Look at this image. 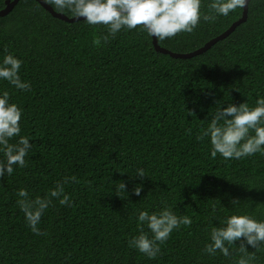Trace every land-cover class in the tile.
Listing matches in <instances>:
<instances>
[{
	"label": "trees",
	"instance_id": "16d2710c",
	"mask_svg": "<svg viewBox=\"0 0 264 264\" xmlns=\"http://www.w3.org/2000/svg\"><path fill=\"white\" fill-rule=\"evenodd\" d=\"M210 3L202 0L201 11L212 16ZM243 10L158 42L193 51ZM105 32L83 19L54 17L37 0H19L0 17V60L5 49L20 58L21 79L30 82L19 90L0 81V90L23 109L20 134L32 143L25 166L0 177V264H232L236 253L209 256L203 248L210 225L237 211L264 219V154L213 157L208 138L197 136L216 101L251 106L264 95V0H250L246 21L190 58L157 51L139 26L93 45V36ZM138 167L148 177L136 195L141 178L129 175ZM70 176L76 177L65 185L70 203L53 198L38 225L42 234L33 233L17 191L44 196ZM119 180L128 197L115 191ZM166 205L192 222L174 229L149 259L128 241L141 231L139 210ZM255 255L264 264V246Z\"/></svg>",
	"mask_w": 264,
	"mask_h": 264
},
{
	"label": "clouds",
	"instance_id": "9594fccd",
	"mask_svg": "<svg viewBox=\"0 0 264 264\" xmlns=\"http://www.w3.org/2000/svg\"><path fill=\"white\" fill-rule=\"evenodd\" d=\"M61 12H67L75 19L83 17V21L92 26L103 25L106 32L94 35L93 45L100 46L110 42L121 30L137 29L148 37L158 41L172 38L181 32H192L203 21L214 20L218 16H228L230 12L244 7L249 0H211L208 5L215 15L201 11L202 0H49ZM22 60L5 49L0 60V81H7L19 90H28L30 82L20 76ZM216 101L214 111L207 127L198 140L208 138L210 152L213 157L219 154L224 159H241L255 153L264 154V95L257 94L254 105L245 100L235 104L227 102L226 106ZM23 109L12 102L7 89L0 90V177L11 175L16 167H24L26 157L32 152L30 137L21 135V119ZM14 141V142H13ZM129 175V174H128ZM140 177L141 183L133 186L132 192L139 195L142 179L148 177L145 169L138 167L129 179ZM75 176L64 177L56 183L54 189L44 196L30 197L25 188L17 191V201L24 213L27 226L33 233L41 235L38 225L41 218L52 203H70L65 185L75 181ZM117 193L129 195L126 182L119 180ZM232 200L231 203H235ZM215 211V205H213ZM141 231L129 241V247L135 248L149 259L160 253V245L181 225L191 224L188 215H176L171 206H164L158 211L139 210L136 216ZM146 225L148 231H144ZM243 238V239H241ZM240 241L239 245L235 242ZM248 246L254 249L249 251ZM264 246V219L237 211L219 222V226L210 225L209 242L204 245L203 252L214 256L217 251L225 257L237 256L232 264H256L255 251Z\"/></svg>",
	"mask_w": 264,
	"mask_h": 264
},
{
	"label": "water",
	"instance_id": "95a60500",
	"mask_svg": "<svg viewBox=\"0 0 264 264\" xmlns=\"http://www.w3.org/2000/svg\"><path fill=\"white\" fill-rule=\"evenodd\" d=\"M41 3V5L46 8L54 17H57V18H60L62 20H65V21H69V22H73V21H77V20H82L84 19L83 17H80L78 19H75L73 17H70L68 15H66L65 13L63 12H59V11H56L54 9V7L49 4L46 0H37ZM19 2V0H7L6 1V6L4 8H2L0 10V17H3L5 15H7L8 13H10L14 6ZM250 2V0H249ZM249 2L248 4H246L244 6V10H243V14L242 16L236 20L235 22H233L229 28H227L224 32H222L221 34L217 35L216 37L210 39L208 42H206L203 46L193 50V51H190V52H175V51H172L170 49H167L165 47H162L158 40H156L155 37H153V43H154V46L156 48L157 51H160L162 53H165V54H170L172 57H175V58H190V57H193L195 55H198V54H201L203 52H206L207 50H209L214 44H216L218 41L228 37L236 28L238 25H240L241 23H243L244 21L247 20V17H248V9H249Z\"/></svg>",
	"mask_w": 264,
	"mask_h": 264
}]
</instances>
